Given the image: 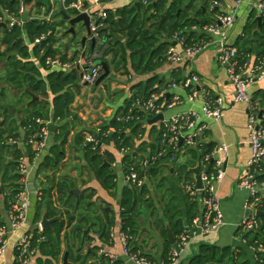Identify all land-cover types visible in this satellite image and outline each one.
Wrapping results in <instances>:
<instances>
[{
  "label": "trees",
  "instance_id": "1",
  "mask_svg": "<svg viewBox=\"0 0 264 264\" xmlns=\"http://www.w3.org/2000/svg\"><path fill=\"white\" fill-rule=\"evenodd\" d=\"M40 1L42 2L41 5L44 6V0ZM211 1L213 0H191L185 3V0H172L168 5V0H149L148 4L141 5V10L135 6H125L115 12L108 9L107 23L110 25V29L118 33L120 37L110 49L113 52V57L111 60L106 59L105 61H107L110 68L119 70L123 67L127 73H129V69L139 75L155 72L166 60V51L171 44L175 43L172 38L176 33L186 35L188 42L202 36L197 35L191 29L194 25L203 27L211 23L214 15L211 18L210 12L219 13L215 6L212 9L210 8ZM0 2L13 12L17 11L19 6V0H0ZM163 14H165L164 19H162ZM31 16V14H28L26 17V27L15 26L3 30V41L7 45L6 52L3 53L6 57L4 72L7 82L24 94H26L25 89L27 88L38 96L48 97L49 94L52 95V102H48L46 99L31 105V109L29 108L30 114L28 118L27 116L23 118L22 125L29 127L31 131L42 130L45 125H40L35 119L50 117V113L53 119L61 124L53 135V145L39 164V173L50 171L52 173L51 176L47 177L49 182L44 187L42 199L39 201V208L45 203L48 209V217L62 216V219L53 223L52 230L47 229L42 232L43 240L38 242V230L35 231L32 244L37 246L40 253L47 257L46 259L38 258L39 264H59L62 256V233L66 228H69L70 232L66 231V239L72 263L95 264L89 258L97 254L100 246L90 247L87 254H83L81 251L85 242L93 239L91 234L86 233V229L90 226L103 242H112L113 228L116 225L115 214L111 213L112 210L104 207L105 218L96 211L93 214H88L87 211L92 207V205H88V202L93 197L94 192L91 191L87 195L85 192L76 194L74 189L77 186L71 180V176L60 174L57 177V173L66 159V146L74 129L72 124L81 121L80 116L74 117L76 114V93L73 88L80 81L79 72L77 69L51 71L47 74L46 80L41 77V71L46 67L45 56L41 51L45 48L46 54L51 56L58 53L55 49V43L60 21L41 22L36 18H31ZM261 17L262 20L259 22L256 12L253 11L244 27L243 34L235 43L238 48L237 61L240 65L244 64L248 56L253 55L255 58H264V15ZM42 35H45L43 43L36 44L32 49H29L25 44L24 37L34 41L35 38ZM122 38L124 42L121 41ZM174 77L177 81L181 79L179 74H175ZM164 87H166V81L155 75L148 78L146 82L134 85L131 95L125 97L124 106L119 107L111 117L103 119L98 129L88 130L85 127L76 135V142L82 144L86 151V164L101 185L108 191L112 190V194L116 195L118 193L117 174L109 165L115 158L109 151L92 150L91 145L86 144L85 133L90 131L100 137L102 143L106 145L114 144L119 150L130 147L131 152L123 158L125 166L129 163H138L139 154L141 153L149 154L151 157L156 156L161 151L171 153L172 149H169L168 145L161 144V138L159 139L161 144L159 147L152 146L147 141H141L137 145L138 141L142 140L140 134L144 133L143 124L145 121L142 120H145L148 116L144 117L145 113L141 110L128 112L136 98L148 99L153 92L159 94L156 103L162 104L167 97L163 93ZM6 89L7 87L0 90V96L6 97ZM123 91L122 89L110 95L111 100L117 95H122ZM254 99H258L264 107V90L254 93ZM3 109L4 106L0 99V112ZM129 115L130 117H128ZM120 116L123 119H118ZM5 124L6 119L0 120V178L2 182L0 197H3L5 205L9 207L10 202L13 201L20 190V183L18 182L21 178L18 172L20 159L24 156L31 159L33 151L28 147L27 155L24 150L15 144L9 143L10 136H5L2 128ZM111 129H115V131L108 133ZM31 131L27 132L28 137ZM25 138L27 139V136ZM213 148L212 145L204 144L200 147L201 155L195 149H187L186 152L193 159L198 158L200 160L206 153H210ZM174 152L176 155L179 154L176 149ZM170 158V154H168L152 160L144 172V178L159 177L161 166H166L165 163H168ZM211 168L212 164L209 163L207 169L210 170ZM190 173V170L186 172V174ZM257 179L264 181V172L259 173ZM147 194L146 184L140 189L125 185L120 192L121 229L130 236L129 245L132 252L140 251L135 237L140 229L138 224L139 217L143 214L142 207L147 208L153 205ZM86 208L89 209L83 212V209ZM259 209L264 212V202L259 206ZM169 211L170 208L166 214ZM258 218V228L245 232L247 246L257 250L255 251L256 261L248 258L243 247H238L237 250L231 246L218 247L211 244H202L199 253L191 258L190 264H264V214L261 217L258 216ZM40 219L41 213L36 216V221ZM171 226L176 235L185 230L183 220H178L175 225L171 224ZM163 232L166 238L165 254L168 253L169 256L172 244L166 236V231L163 230ZM69 233L73 234L75 240L80 241L77 248L70 241ZM111 264L120 263L116 261Z\"/></svg>",
  "mask_w": 264,
  "mask_h": 264
},
{
  "label": "crops",
  "instance_id": "2",
  "mask_svg": "<svg viewBox=\"0 0 264 264\" xmlns=\"http://www.w3.org/2000/svg\"><path fill=\"white\" fill-rule=\"evenodd\" d=\"M190 1L191 0H185V3H188ZM253 1L254 0H243L241 4H237L236 0H213L210 2L211 9L213 8V6H215L217 10H219V13L210 12L211 18L214 15V17L212 18L213 21L216 20L218 16L223 14L234 15V23L229 30L230 43L235 44L237 39L243 34L244 27L247 24L250 14L253 11L256 12L257 16L259 15L252 6ZM147 2L149 3V0ZM171 2L172 0H168V5H170ZM142 4L146 5L147 3H144V0H116L115 2L111 3L110 6H108V9H111L115 12L116 10L125 6H135L139 10H141ZM57 5L60 9L56 21H61L63 16L60 11L64 8L60 6V3H58ZM37 7L42 8L43 6L39 5ZM43 9L44 8L40 9L36 14H41L43 12ZM66 12L70 13L69 10ZM31 13H33V9L31 10L30 14ZM109 26L110 25H108V29ZM194 27L197 29H194ZM4 28H6L5 25L3 26V24H0V90L7 87V94L6 97L0 96V99L2 100V104L4 106V109L0 112V120L6 119V124L2 127L5 136H10V138L17 140L18 144L15 145L24 150L25 154L28 155V147L31 148V146L26 143L25 136H27L28 138L27 132L31 130L29 129V127L27 128L26 126L22 125V120L25 116H27L28 118L30 114L29 108L33 104H28V102L31 101L32 96L26 91V94L20 92L18 89H16V87H14L12 84H9L6 80V74L4 72L6 66V57L3 53L6 52L7 45L3 41ZM201 28L202 27H199L198 25H194L192 27V31H194L197 35H202L203 37L201 36L199 38H196L195 40L193 39L189 43H193L197 40L208 37ZM112 33L113 36L117 34L113 31ZM86 34L87 32H85L84 35ZM172 41L176 43L174 37L172 38ZM88 43H90L91 48H93L90 39L89 41H86L85 44L81 43V47L85 45L87 47ZM64 47L66 49L60 48L58 53H61L63 55L65 52H70L72 54H75L77 52L76 51L73 53L69 51L67 45H65ZM219 55L220 49L218 45L215 42H212L206 50H204L194 58L188 60L185 64L174 66L173 64L165 60L158 67V69L151 74L139 75L132 69H129V73H127L125 72L123 67H121L119 70L122 73L119 79L123 78L124 73L127 78L124 77L122 79V82L118 84L117 82H113L110 95L122 89L124 91L121 95L120 100L116 104L110 103L106 107L109 110V117H111L119 107L124 106L125 97L131 95V91L134 85L140 82H146L148 78L155 75L158 76L161 80L163 79L166 81V87H164V90H170V83L175 78L174 75L179 74V77L183 78L184 75L188 72H194L198 74L203 88L210 89L214 95L222 97L224 99L225 113L223 118L217 122L206 120L207 128L202 135L203 143L198 145L195 151L199 155H201L202 151L200 147L204 144L212 145L214 147L218 143L225 142L229 145V155L224 159L225 175L221 181L217 182L218 196L220 198L221 205L225 214L226 224L222 228L210 234H198L197 236H195L186 247L181 264H190L191 258L199 253V249L202 244H211L218 247L231 246L233 249L237 250L238 247H243L247 252L248 258H250L252 261H256V254L251 247L247 246V239L245 238L246 233L240 226V222L245 213L244 202L249 196L248 190L238 187V181L240 177L245 174L247 161L251 155V148L248 143L247 128L248 108L246 104L237 103L234 101V86L229 77L227 68L220 62ZM252 57L255 58V56L253 55ZM175 67H178V69L173 70L175 69ZM48 73L49 72H44L42 70L41 77L46 80V76ZM81 82L82 81L80 80L77 86L73 88L75 93L80 88ZM123 84H127V86H124ZM114 87H118V89L117 91L112 92L115 90ZM259 90H264V77L261 79L254 78V81L250 86V91L253 97L254 93ZM175 91L180 92L183 96H185L183 90ZM32 93L35 94L34 92ZM38 97L40 98L39 101H44L47 99L48 102H52V95L50 94L48 97L40 95ZM81 99H83L81 95L76 93L75 107L78 104L84 103L85 106L80 113L81 121L76 125L77 127L73 129L72 133L69 136V142L66 146V159L63 161L61 169L57 173V177H59L60 174L71 176V180L75 182L77 186L74 190L79 189L75 178L79 176V170L81 169V167L88 168L90 173H92L85 161L86 151L84 149V146L80 143H77L76 138H74L77 133L85 128V125L83 123L87 122L88 119V116H84L82 112L83 110H88L89 101H82ZM105 99L106 95L104 93V101ZM167 100L168 97H166L162 104L166 105L165 103ZM103 107L104 104H98V109H102ZM191 107L192 105L185 100V102L174 106L172 109L166 110V116L169 117L174 113L186 111ZM261 108L263 109L264 114V107L262 106ZM198 110H200L199 107ZM103 119H107L106 115H100L98 120L95 121L92 126L98 129L97 126L100 125ZM150 119L145 122V129H143L145 132L143 133V138L142 140H140V142L147 141L152 146L159 147L161 145L159 140L161 138V136H159L161 124L159 121L151 124L149 122ZM10 129H14L15 132L13 134H10ZM53 135L54 134L50 136L51 141L54 140ZM105 147L106 151H109L115 158V160L112 163H109V165L115 170L117 174L116 182L118 186V193L115 195L112 194V190H106L92 173L95 178L92 184L84 186L83 190L79 189L80 191L77 194L85 192V194L87 195L89 192L93 191L94 195L89 200L88 205L96 206V212L104 218L106 216H104L103 207L108 210H112L111 213H114L116 217V225L113 228L114 235H112L113 241L103 242L100 239V236L93 232V229L89 226L86 229V233L91 234L93 239L91 241H86L83 250L81 251L83 254H87L90 247L100 246L97 254L89 258V260H91L93 263L111 264L119 261L120 264H133L123 254V246L119 241V238L117 237V232H119V230L122 228V219L120 216V192L122 188L127 185L124 180V171L122 167L123 158L127 153H124L122 152V150L117 149L114 144H107L105 145ZM181 147L178 151L179 154L176 155L174 160L170 158L168 163H165L166 166H161L159 172L160 176L157 177L158 179H155L151 185L147 183V179L145 183L148 190L147 196L151 198L153 205L147 208L144 206L142 207L143 214L140 215V217L143 218V224H141L140 226V230L135 237V241L139 250L155 264H165L166 258L168 256V253L165 254L166 238L163 230L166 231V236L169 240L168 232L169 230L173 232L171 224L175 225L178 220H183L185 229L194 230L197 229L196 227L200 225L202 221L201 218L204 212L202 195L199 192L196 195H192L188 189V185L192 183H195L196 185V174L192 169L195 167H199L200 172H202L204 168L201 165V159H193L186 152V149ZM46 152L48 153V150ZM69 161H71L75 165L72 169H70V166L68 165ZM189 170L191 171V173L186 174V172ZM51 175V171L39 173L38 164L36 171L32 174V183L30 185L31 194L29 212L31 211V209H33L32 214L31 216L30 213L28 214V220L22 226L19 232L8 238L6 251L4 255L0 256V264H17V241L19 237L25 234L33 235L34 232L38 230L39 223H41L42 217L48 209L45 203L41 206V208H39V203L33 205L34 202L32 201V197L36 196L37 201H40L36 191L40 188L44 190V187L49 182L47 177ZM0 200V220L8 221V207L5 205L2 196L0 197ZM169 208L170 211L168 212V214H166ZM39 213H41V219L39 221H36V216ZM140 217L139 224L141 223ZM87 230L89 231L87 232ZM66 231L70 232V229L66 228V230L62 233V256L59 264H64V255L66 254V252H69L68 260L72 262V259L69 257L70 251L67 247ZM68 235L71 238L70 241L74 244V246H76L75 248H77L80 245V241L78 239L75 240L73 234L69 233ZM174 235L175 237L177 236L176 234ZM103 251L114 254L116 256V260H112L108 255H105ZM40 257L42 259L47 258L40 253V250L38 248L37 255L34 257V260L30 264H39L38 258Z\"/></svg>",
  "mask_w": 264,
  "mask_h": 264
},
{
  "label": "built area",
  "instance_id": "3",
  "mask_svg": "<svg viewBox=\"0 0 264 264\" xmlns=\"http://www.w3.org/2000/svg\"><path fill=\"white\" fill-rule=\"evenodd\" d=\"M115 1L49 0L48 9L44 8L43 12L38 15L31 13V18H36L41 22H55L60 9L57 5L58 3L66 11L76 9L80 13H88L91 33L87 41L89 39L91 42L93 40L95 41V46L91 48L90 54L87 53L86 45L83 47L80 46L75 54L65 52L63 55L57 53L55 56L47 55L44 48L41 51L45 56L46 65L43 71H71L77 69L82 83L87 85L97 84L98 79L103 73L102 65L100 63L98 64V58L102 56L106 48L110 47L111 41L114 39L106 31L108 30V6ZM147 1L144 0V3L148 4ZM236 2L237 4H241L243 0H236ZM252 6L260 16L264 15V0H254ZM27 16L28 13L24 0H19L18 9L15 12L4 7L0 2V24H4L6 28L11 29L15 26H23L27 20ZM233 23L234 15H220L216 20L201 28L208 37L193 43L187 41L186 35L176 33L174 36L176 43L168 47L165 56L166 61L174 66L183 65L188 60L206 50L212 42H215L220 49V62L227 68L234 86V101L244 103L248 108L247 128L251 155L247 161L246 172L238 181L239 188L249 191V196L244 202L245 213L240 222L241 228L247 232L258 228L259 206L264 202V181L257 179V175L264 172V114L260 102L254 99L250 91V86L254 78L261 79L264 77V58L255 59L252 56H248L243 65L238 63V48L229 41V30ZM194 29L197 28L194 27ZM44 38L45 35H42L41 37L35 38L34 41H30L27 37H24V41L27 47L32 49L36 44L43 43ZM122 41L124 42V39ZM99 47L102 49L99 50ZM94 59H97V62ZM176 69L178 67H175L173 70ZM124 77H126L125 73L123 75ZM122 79H119V83L122 82ZM123 85L127 86V84ZM175 90H183L185 96ZM164 92L165 94L170 93L165 103L166 105L157 104L156 100L159 98V94L153 92L148 99L136 98L128 111L129 113L133 112V110H141L144 112V117L148 116V118L143 119V122L160 113H164L165 117L159 121L161 124L159 136H161V144H166L169 149H172L171 153L161 151L154 157L141 153L139 154L138 163H129L126 166L122 163L125 183L137 189L145 185L146 179L144 178V172L152 160L168 154L174 160L176 157L174 150L179 151L181 146V148H185L186 150L196 149L198 145L203 143L202 135L207 128L206 120L220 121L225 113L224 99L214 95L210 89L203 88L199 75L194 72L186 73L180 81L173 79L170 83V90H163ZM185 100L192 105L190 109L174 113L169 117L166 116V110L172 109L174 106L185 102ZM198 107L200 110H198ZM118 119H123V117L120 116ZM35 120L40 125L45 126L42 130H32L26 139V143L31 146L33 151V157L30 159L24 156L20 159L18 170L21 175L18 181L20 183V190L8 207V221L0 220V256L4 255L6 251L8 238L18 233L28 220L32 174L45 157L46 151L54 143L50 138L54 133L49 130L48 124L50 122L60 124L59 121L53 119L51 113L50 117H38ZM113 131L115 129L109 130L108 133ZM140 137L141 139L143 138V133L140 134ZM181 138L183 139V143L180 145L179 141ZM85 140L87 144L91 145L92 150L99 149L100 152L106 151V144L102 143L101 138L97 137L94 133L90 131L86 132ZM8 142L18 144V141L13 138H9ZM122 152L130 153L131 149L127 147L122 149ZM228 155L229 145L221 142L216 144L213 150L210 153H206L201 159V165L204 168L201 172L203 187L196 189L195 183L188 185V189L192 195H196L198 192L202 195L204 212L201 218V224L196 227L197 229H185L176 236V241L170 250L168 261L165 264H181L185 249L195 236L198 234H210L226 224L225 214L218 196L217 182L224 178V159ZM209 163L212 164L210 170L207 169ZM1 185L0 178V188ZM36 192L39 200H41L43 189L40 188ZM38 227L39 242L44 239L42 235L44 229L41 223H39ZM33 237L34 234H25L19 237L17 241V264H30L37 255L38 247L33 246ZM117 237L123 246V254L133 264H155L142 252H132L129 245L130 236L128 233L120 229L117 232ZM252 249L254 252L257 251L254 248ZM104 253L112 260H116L114 254Z\"/></svg>",
  "mask_w": 264,
  "mask_h": 264
},
{
  "label": "rangeland",
  "instance_id": "4",
  "mask_svg": "<svg viewBox=\"0 0 264 264\" xmlns=\"http://www.w3.org/2000/svg\"><path fill=\"white\" fill-rule=\"evenodd\" d=\"M44 6L42 8H47L49 7V1L48 0H44ZM42 8H39V7H34L33 8V14H36L40 9ZM70 13H73L71 10H69ZM60 21V20H59ZM69 28V24L68 22L66 21H60V24L58 25V32L56 34V37H57V41L55 43V49L57 51H59L60 48H65L64 46L67 45L69 51L71 52H76L80 46H82L81 44V38L84 36L86 30L85 28L81 25V23H78L76 24L75 26V30H76V34L73 35L71 33H65ZM110 29V27H109ZM107 31V34L109 36H113V33L111 31V29ZM107 37V36H106ZM119 34L117 33L116 35L113 36L114 39H112L111 41V45L110 47L106 48L104 53L102 54L101 57H99L98 61H102V60H106V59H109L111 60V58L113 57V52L110 50L114 45V42L119 39ZM66 49V48H65ZM99 50H101L102 48L99 47L98 48ZM91 52V44L88 43V46H87V53L90 54ZM96 60L97 62V59H94V61ZM107 62V61H106ZM108 64V63H107ZM109 66V65H108ZM110 67V66H109ZM110 74L101 82V84L97 85H87V84H84V83H80V88L78 89V91L76 92L77 94H80L81 97L83 99H81L82 101L84 100H88L89 103H88V110H83L82 114L84 116H88V119H87V122H84L83 124L85 125L86 129L90 130V129H93L95 127H93V123L95 121L98 120L99 116L100 115H106V118H109V110L106 108L108 106V104H116L120 98H121V95H117V97H114L112 100H110L111 96H110V93H111V88H112V83L113 82H117V84L119 83V77L121 76V71L118 70V69H112L110 68ZM114 91L112 92H115L117 91L118 87H114ZM105 93L106 95V99L104 101L99 103V101L96 99V97L100 96L99 94L101 93ZM119 92V91H117ZM117 94V93H116ZM25 96V95H23ZM258 100V99H257ZM259 101V100H258ZM28 102V101H27ZM27 102H26V105H27ZM98 104L100 105H103L104 104V107L102 109H98ZM82 110L78 111V116H80V113H81ZM89 112V113H87ZM80 122V121H79ZM79 122H76L75 124H72V126H74L73 128L75 129L77 126V124H79ZM82 124V122H81ZM144 125L143 124V129L144 128ZM148 128V126H147ZM10 134H13L15 131L14 129H10ZM145 132V131H144ZM74 138H76V136H74ZM111 150V148H110ZM79 176L75 178L76 180V183L78 184V188L80 190H83L84 186H88L89 184H92V182L94 181V176L92 175V173H90V171L88 170V168H82L79 170ZM147 183H149V185H151L155 179H158L157 177H147ZM81 194V193H79ZM32 201L34 202V204H37L40 202L37 201V198L36 196H33L32 197ZM38 206V205H37ZM89 208H86V209H83V212H86V210H88ZM32 211L33 209H31V211L29 212L30 213V216L32 214ZM95 211H97V208L96 206H92L91 209H89L87 212H89L88 214H93ZM140 221L141 223L138 224L139 227L141 226V224H143V218L140 217ZM140 230V229H139Z\"/></svg>",
  "mask_w": 264,
  "mask_h": 264
},
{
  "label": "water",
  "instance_id": "5",
  "mask_svg": "<svg viewBox=\"0 0 264 264\" xmlns=\"http://www.w3.org/2000/svg\"><path fill=\"white\" fill-rule=\"evenodd\" d=\"M25 1V4H26V8H27V13L30 14L31 10L33 9V7L35 6H39L42 4V2L40 0H24ZM139 5V4H137ZM73 13L70 14V13H67L64 9H62L60 11V13L62 14V20L61 21H66L68 22L69 24V28L68 30L65 32V33H71L73 35L76 34V30H75V26L76 24L78 23H81V25L85 28L87 34L84 35L82 38H81V43L82 44H85L86 41H87V38L88 36L90 35V17H89V14L88 13H80L78 10L74 9L72 11ZM165 17V14L162 15V19H164ZM257 20L259 22H261L262 20V17L260 15L257 16ZM4 26V24H3ZM23 27H26V22L23 24ZM95 46V41L93 40L92 41V47ZM101 64L102 65V68H103V73L102 75L100 76V78L98 79L97 81V85L101 84V82L110 74V67L108 66L107 62L102 60L100 62H98V64ZM26 92H28L31 96H32V99L30 102H28V104H34L35 102H38L40 100V98L33 94L32 92H30L28 89L25 90ZM170 93H167L166 96L169 97ZM104 99V93L102 92L100 94V96L97 97V100L99 101V103H101ZM85 106V103L84 104H78L76 107H75V110L78 112L80 110H82ZM261 115V114H260ZM78 116V113H76L74 115V117H77ZM165 117V114L164 113H160L159 115H156L155 117H153L152 119L149 120V122L152 124V123H156L160 120H162L163 118ZM61 124H56L54 122H50L48 124V128L51 132L55 133L57 132V130L59 129ZM183 143V139L181 138L180 141H179V144L181 145ZM68 165L70 166V169H72L75 165L69 161L68 162ZM195 174H196V185H195V188L196 189H201L203 187V184H202V180H201V172H200V169L199 167H195L192 169ZM2 189L0 188V193H1ZM80 190L79 189H76L74 190V192L77 194ZM264 214L263 211L259 210L258 211V216H262ZM62 219V216L61 215H58V216H55L53 218H49L48 215H47V212L44 213L43 217H42V220H41V225L43 227L44 230H52L53 229V223L56 221V220H60ZM89 230H87L88 232ZM168 235H169V240L171 242V244H174L175 241H176V237L175 235L173 234V232L171 230H169L168 232ZM68 254L69 252H66V254L64 255V264H73L72 262H70L68 260Z\"/></svg>",
  "mask_w": 264,
  "mask_h": 264
}]
</instances>
